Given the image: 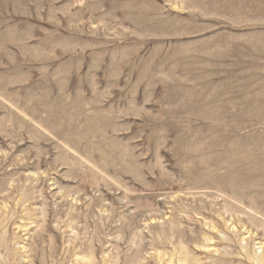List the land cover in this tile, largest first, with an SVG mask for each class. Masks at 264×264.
Segmentation results:
<instances>
[{
	"label": "rangeland",
	"instance_id": "1",
	"mask_svg": "<svg viewBox=\"0 0 264 264\" xmlns=\"http://www.w3.org/2000/svg\"><path fill=\"white\" fill-rule=\"evenodd\" d=\"M0 38V264H264V174L173 157L264 137V0H0Z\"/></svg>",
	"mask_w": 264,
	"mask_h": 264
},
{
	"label": "bare ground",
	"instance_id": "2",
	"mask_svg": "<svg viewBox=\"0 0 264 264\" xmlns=\"http://www.w3.org/2000/svg\"><path fill=\"white\" fill-rule=\"evenodd\" d=\"M131 6V5H130ZM133 7V6H132ZM131 7V8H132ZM154 10V9H153ZM155 12V11H153ZM145 13V12H144ZM147 15V14H146ZM154 15V14H153ZM138 17V16H137ZM125 18V17H124ZM128 18V17H127ZM131 18V17H130ZM154 29V28H153ZM153 33V31H151ZM1 39V38H0ZM3 39V38H2ZM15 41V40H14ZM13 41V42H14ZM2 42V41H1ZM12 42V43H13ZM9 45V44H8ZM261 50V49H260ZM264 54V53H263ZM173 57V56H172ZM176 63V62H175ZM166 65V64H165ZM181 65V64H180ZM179 66V65H178ZM172 69V68H171ZM178 69V68H177ZM98 70V69H97ZM188 70V69H187ZM261 86V85H260ZM244 87V86H243ZM264 87V86H263ZM257 89V88H256ZM256 91V90H255ZM248 92V91H247ZM244 93V92H243ZM261 93V92H260ZM248 96V95H247ZM79 97V96H78ZM264 97V96H263ZM213 98V97H212ZM214 99V98H213ZM247 99V98H246ZM262 99V98H261ZM260 99V100H261ZM207 100V99H206ZM213 101V100H212ZM225 101V100H224ZM250 101V100H249ZM208 102V101H207ZM207 102H205L207 104ZM214 102V101H213ZM226 102V101H225ZM201 103V102H200ZM204 103V102H203ZM228 103V102H226ZM245 103V102H244ZM197 104V103H196ZM202 104V103H201ZM211 104V102L209 103ZM214 104V103H213ZM230 104V103H228ZM227 104V105H228ZM198 105V104H197ZM208 105V104H207ZM200 106V105H199ZM206 106V105H205ZM212 106V105H211ZM210 106V107H211ZM226 106V105H225ZM240 106V105H239ZM242 106V105H241ZM197 107V106H196ZM213 107V106H212ZM221 107V105H220ZM228 107V106H227ZM58 108V107H57ZM202 108V106H201ZM200 108V109H201ZM204 108V107H203ZM206 108L208 109L209 106ZM215 110V108H212ZM211 109V111H212ZM231 108H229L230 110ZM209 110V109H208ZM86 111V110H85ZM199 111V108L198 110ZM227 112V110H226ZM249 112V111H248ZM251 113V112H250ZM221 114V113H220ZM247 114V113H246ZM100 115V114H99ZM200 115V113H199ZM216 115V114H215ZM257 115V114H256ZM210 116V115H209ZM208 116V117H209ZM212 116V115H211ZM245 116V115H244ZM251 117V116H250ZM249 117V119H250ZM206 118V117H205ZM212 122L203 121L204 128L197 133L184 132L174 139L173 147L174 155L178 159H182L193 163L196 167V171H202L203 160L206 162L221 167L227 165L235 167H248V169L255 170V173L264 174V137L261 135L250 133L247 136L242 137L241 131L247 127L237 128L231 127L229 122L242 123L240 116H231L229 113L223 115H216L211 117ZM99 119V118H98ZM246 120V119H245ZM245 122V121H244ZM249 122V121H248ZM173 125V124H172ZM67 128V127H66ZM190 128V127H189ZM83 129V128H82ZM81 129V130H82ZM178 129V128H177ZM193 129V127L191 128ZM109 130V129H108ZM173 131V130H172ZM190 131V130H189ZM99 132V131H98ZM97 132V133H98ZM180 132V130H179ZM178 132V133H179ZM182 132V130H181ZM194 133V132H193ZM177 134V133H176ZM94 135V134H93ZM164 137V136H163ZM95 138V136H94ZM169 138V137H168ZM159 139V137H158ZM163 139V138H162ZM172 139V138H171ZM164 140V139H163ZM164 142V141H163ZM156 143H158L156 141ZM155 143V144H156ZM165 143V142H164ZM164 146V145H163ZM159 147V146H158ZM162 147V145H161ZM160 148V147H159ZM158 148V149H159ZM163 148V147H162ZM173 150V149H172ZM176 158V159H177ZM135 160V159H134ZM132 164V163H131ZM184 164V163H183ZM182 164V167H183ZM186 164V162H185ZM188 165V164H186ZM190 165V164H189ZM176 166V165H175ZM178 166V165H177ZM180 166V164H179ZM193 166V165H191ZM203 168H202V167ZM212 166V165H211ZM214 166V165H213ZM187 167V166H185ZM184 167V168H185ZM208 167V166H207ZM177 168V167H176ZM190 168V167H188ZM180 169V167H179ZM186 169V168H185ZM194 170V168L192 167ZM206 169V166H205ZM208 169V168H207ZM213 169V168H212ZM217 169V168H216ZM215 169V170H216ZM219 169V168H218ZM227 169V168H226ZM237 169V168H236ZM211 170V169H209ZM234 170V169H232ZM212 171V170H211ZM221 171V170H220ZM242 171V170H241ZM190 172V171H189ZM197 172V173H198ZM206 172V171H205ZM192 173V172H191ZM190 173V175H191ZM201 173V172H200ZM211 173V172H210ZM230 172H228L229 174ZM235 173V172H234ZM232 173V175L234 174ZM189 174V173H188ZM186 174V175H188ZM195 175V174H194ZM207 175V174H206ZM230 175V174H229ZM192 176V175H191ZM212 176V175H211ZM226 176V173H225ZM257 176V175H256ZM187 177V176H186ZM203 178V176H201ZM223 177V176H222ZM260 177V176H259ZM262 177V175H261ZM214 178V177H213ZM216 178V177H215ZM220 178V176H219ZM263 178V177H262ZM192 180V179H191ZM233 180V179H231ZM252 180V179H251ZM205 181V180H204ZM234 181V180H233ZM263 181V180H262ZM208 182V181H207ZM250 184V182H249ZM209 185V184H208ZM223 185V184H222ZM217 186V185H216ZM212 187V186H211ZM214 187V186H213ZM244 189V188H243ZM224 190V189H223ZM232 193V192H231ZM224 194V193H223ZM231 206V205H230ZM210 207V206H209ZM230 209V208H229ZM232 210V209H231ZM230 223V222H229ZM228 225V224H227Z\"/></svg>",
	"mask_w": 264,
	"mask_h": 264
}]
</instances>
